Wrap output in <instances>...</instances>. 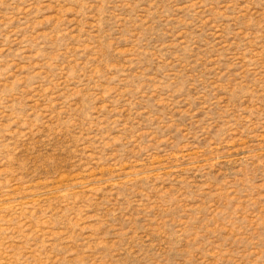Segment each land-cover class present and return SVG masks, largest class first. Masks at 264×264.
<instances>
[{
    "label": "rangeland",
    "instance_id": "374dc122",
    "mask_svg": "<svg viewBox=\"0 0 264 264\" xmlns=\"http://www.w3.org/2000/svg\"><path fill=\"white\" fill-rule=\"evenodd\" d=\"M0 264H264V0H0Z\"/></svg>",
    "mask_w": 264,
    "mask_h": 264
}]
</instances>
